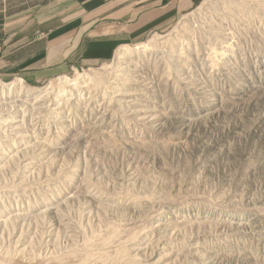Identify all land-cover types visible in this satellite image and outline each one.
Wrapping results in <instances>:
<instances>
[{
    "label": "rangeland",
    "instance_id": "374dc122",
    "mask_svg": "<svg viewBox=\"0 0 264 264\" xmlns=\"http://www.w3.org/2000/svg\"><path fill=\"white\" fill-rule=\"evenodd\" d=\"M204 1L128 55L0 75V264H264V0Z\"/></svg>",
    "mask_w": 264,
    "mask_h": 264
},
{
    "label": "crops",
    "instance_id": "0c3cea01",
    "mask_svg": "<svg viewBox=\"0 0 264 264\" xmlns=\"http://www.w3.org/2000/svg\"><path fill=\"white\" fill-rule=\"evenodd\" d=\"M46 1L44 17L35 0L2 2L0 75L39 81L98 65L123 44L166 31L204 0Z\"/></svg>",
    "mask_w": 264,
    "mask_h": 264
},
{
    "label": "bare ground",
    "instance_id": "6f19581e",
    "mask_svg": "<svg viewBox=\"0 0 264 264\" xmlns=\"http://www.w3.org/2000/svg\"><path fill=\"white\" fill-rule=\"evenodd\" d=\"M256 2H257V1H256ZM207 3H208V1H203L201 4H203V5L206 4V5H207ZM199 6H200V5H199ZM227 6H228V5H227ZM206 7H207V6H206ZM229 11H230V10H229ZM227 12H228V11H227ZM227 12H226V13H227ZM158 41H159V40H158ZM157 44H158L157 41H155L154 38H153V39L149 40L148 43H147L146 45H148V47H149V46H150V47H154V46H158ZM117 51L120 53L121 56H125V55H128L129 53H131L130 49H129V48H125V47H123V48H119V50H117ZM117 51H116V52H117ZM116 54H118V53H116ZM121 56H120V57H121ZM109 72H110V71H109ZM102 76H103V75H102ZM66 78H67V77H66ZM74 82H75V81H73V80H65V83H67V84H70V83L72 84V83H74ZM80 83H81V82H80ZM7 84H8V83H7ZM83 84H85V83H83ZM8 85H14L17 89H18V88H24V87H26V86L24 85V83H23V80H22V79H19V78L16 79V81H13L11 84H8ZM8 85H7V86H8ZM72 85H73V84H72ZM0 86H3V87H4L5 85L0 81ZM14 86H13V87H14ZM81 86H82V85H81ZM3 87H1V88L3 89ZM5 87H6V86H5ZM5 87H4V88H5ZM8 87L10 88V86H8ZM8 87H6V88H8ZM15 87H14V88H15ZM75 87H77V86L75 85ZM82 87H83V86H82ZM77 88H78V87H77ZM9 90H10V89H9ZM15 90H16V89H15ZM38 91H39V90H38ZM2 92H3V91H2ZM2 92H1V93H2ZM7 92H8V91H7ZM30 93H31V92H30ZM30 93H29V94H30ZM25 94H26V93H25ZM32 94H34V93H32ZM38 94H39V92H38ZM139 112H140V111H139ZM143 114H144V113H143ZM144 115H145V114H144ZM113 229H114V228H113ZM114 231H116V230L114 229ZM115 233H116V232H115ZM119 233H120V232H119ZM107 234H108V233H107ZM109 234H110V233H109ZM109 234H108V235H109ZM115 235H116V234H115ZM135 236H136V235H135ZM129 237H130V236H129ZM133 237H134V236H133ZM133 237H132V239H134ZM106 238H107V237L105 236V240H107V242H108V239H106ZM110 238H112V237H110ZM114 238H115V237H114ZM101 239H102V237H101ZM124 239H126V238H124ZM128 239H129V238H128ZM93 240H94V239H93ZM94 241H96V240H94ZM102 241H103V240H102ZM117 241H118V240H117ZM89 242H91V241H89ZM104 242H106V241H104ZM129 242H130V241H128V243H129ZM86 243H87V242H86ZM108 243H110V241H109ZM108 243H107V244H108ZM111 243H112V242H111ZM121 243H124V242L122 241ZM126 243H127V242H126ZM126 243H124V244H126ZM94 244H95V243H94ZM107 244L105 243V245H107ZM87 245H89V244H87ZM87 245H85V246H87ZM108 245H110V244H108ZM108 245H107V246H108ZM93 246H94V245H93ZM124 246H125V245H124ZM94 247H95V246H94ZM94 247H93V249H94ZM85 248H86V247H85ZM85 248H84V249H85ZM90 248H92V247H90ZM99 248H101V247H99ZM103 248H104V247H103ZM120 248H121V246H120ZM86 249H89V248H86ZM86 249H85V250H86ZM104 249H105V248H104ZM106 249H107V248H106ZM97 250H98V249H97ZM100 250H101V249H100ZM100 250H99V251H100ZM102 250H103V249H102ZM102 250H101V251H102ZM95 251H96V250H95ZM85 252H86V251H85ZM89 252H91V249H90V251H89V250L87 251V253H86L87 256H89ZM103 252H104V251H103ZM120 252H122V250H121ZM96 253H97V252H96ZM100 253H101V252H100ZM117 253H118V252H117ZM82 254H83V253H82ZM90 254H91V253H90ZM93 254H94V252H93ZM83 255H84V254H83ZM101 255H103V254H101ZM104 255H105V254H104ZM106 255H107V253H106ZM85 256H86V255H84V257H85ZM91 256H92V255H91ZM91 256H90V257H91ZM97 256H98V255H97ZM72 257H73V256H72ZM74 257H75V256H74ZM82 257H83V256H82ZM99 257H100V256H99ZM104 257H105V256H104ZM121 257H122V255H121ZM76 258H77V257H76ZM76 258H74V259H76ZM85 258L87 259V257H85ZM105 258H106V257H105ZM83 259H84V258H83ZM90 259H91V258H90ZM90 259H89V261H91ZM125 259H126V258H125ZM76 260H77V261H82V260H78V258H77ZM104 260H105V259H104ZM104 260H103V261H104ZM118 260H119V259H118ZM129 260H130V259H129ZM25 261H26V260H25ZM25 261H24V262H25ZM84 261H85V260H84ZM93 261H94V260H93ZM122 261H123V260H122ZM125 261H126V260H125ZM135 261H136V260H135ZM7 262H8V261H7ZM58 262H59V264H61L60 261H58ZM62 262H63V261H62ZM115 262H117V261H115ZM128 262H129V261H128ZM136 262H137V261H136ZM2 263H3V262H2ZM71 263H72V262H71ZM81 263H82V262H81ZM95 263H96V262H95ZM97 263H99V262H97ZM121 263H122V262H121ZM123 263H124V261H123ZM137 263H138V262H137ZM46 264H47V263H46ZM74 264H75V263H74ZM77 264H79V263H77ZM83 264H84V263H83Z\"/></svg>",
    "mask_w": 264,
    "mask_h": 264
},
{
    "label": "built area",
    "instance_id": "2783aa9c",
    "mask_svg": "<svg viewBox=\"0 0 264 264\" xmlns=\"http://www.w3.org/2000/svg\"><path fill=\"white\" fill-rule=\"evenodd\" d=\"M72 71H78L76 68H73Z\"/></svg>",
    "mask_w": 264,
    "mask_h": 264
}]
</instances>
